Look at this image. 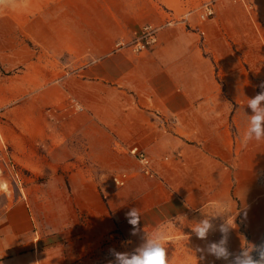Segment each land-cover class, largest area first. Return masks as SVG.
<instances>
[{
  "label": "crops",
  "instance_id": "0c3cea01",
  "mask_svg": "<svg viewBox=\"0 0 264 264\" xmlns=\"http://www.w3.org/2000/svg\"><path fill=\"white\" fill-rule=\"evenodd\" d=\"M78 8L63 12L67 24L53 19L59 24L51 37L34 28L44 49L93 59L59 94V105L72 112L45 132L51 141L42 144L53 159L68 150L78 161L106 166L128 153L139 164L131 149L143 150L155 177L143 174L139 164L148 189L133 186L131 204H125L139 209L140 228L142 220L184 219L193 211L227 205L233 197L242 207L256 202L264 211V140L247 145L241 140L246 115L252 114L247 99L261 91L264 81V0H219L216 15L201 24L204 35L195 30L197 10L182 21L192 10L180 16L166 12L167 18L150 0H109L105 12L98 9L90 17ZM88 19L96 23L86 25ZM145 25L160 29L157 45L141 54L116 48L118 41L136 38ZM34 29L27 27L28 34ZM78 139L82 152L74 142ZM71 165L73 194H93L98 187L89 169ZM55 176L46 186L51 198L68 193L62 175ZM143 195L155 201L142 205ZM2 198L0 264H52L59 250L44 246L50 236L67 235L66 229L39 227L43 218L24 195L11 207ZM69 206L63 202L60 211L68 212ZM119 217L127 222L125 214Z\"/></svg>",
  "mask_w": 264,
  "mask_h": 264
},
{
  "label": "rangeland",
  "instance_id": "374dc122",
  "mask_svg": "<svg viewBox=\"0 0 264 264\" xmlns=\"http://www.w3.org/2000/svg\"><path fill=\"white\" fill-rule=\"evenodd\" d=\"M108 1H0V166L6 170L5 181L13 183L11 195L9 198L3 197L2 201L11 207L24 201V195L34 202V208L38 211L36 216L43 218L39 227L48 229L47 226L52 225L66 229L67 235L50 236V244L44 246L55 245L59 250V255L50 258L52 264H109V261L114 260L109 253L110 249L131 253L142 242L144 232L150 233L158 227L166 232L165 247L170 264H226L200 250L205 249L206 244L221 238L218 230L210 232L207 240L198 239L192 232L194 223L206 215H218L210 218L217 228L226 221L231 225L228 248L232 253L264 244V211L256 202L242 207L237 197L230 199L227 205L215 206L208 211H193L184 219L152 224L142 220L139 235L132 236L131 226L125 221H118L117 217L125 214V208L130 207L128 204L132 201L133 186L140 185L145 191L148 189V180L140 174L138 162L125 153L118 160L101 166L95 162H85V159L78 161L68 150H61L57 154L58 158L53 159L50 150L42 144L44 141H51L45 135L46 130L58 126V121H64L67 114L72 112L70 107L59 105V94L67 89L65 82L93 59L89 56L76 59L73 53L56 54L44 49L36 41L35 29L51 37L58 22L67 24L63 15L66 9L80 6L78 9L84 11V16L90 17V13L98 9L105 12L103 9L107 8ZM205 2L206 0H150L158 13L167 18L169 15L166 12H175L180 16L188 10L201 9ZM218 3L219 0L216 4ZM71 13L74 14L73 11ZM138 15L143 16V13ZM53 19L58 22H53ZM84 22L86 25L96 23L90 19ZM27 27L35 28L30 35ZM65 30L62 27L61 33ZM73 39L75 40L74 37ZM75 43V47H85L82 43ZM74 142L82 152L79 139ZM59 160H62L61 165H57ZM72 163L89 169L98 187L93 194H73L75 182L71 181L68 170L74 169L75 165H71ZM13 171L19 173L15 180L11 175ZM58 172L62 175L61 183L68 193L51 198L46 195V186L51 180L54 181L53 176H58ZM121 173H127L133 178L123 190L117 188L112 181L115 175ZM38 185L41 189L37 190ZM148 199L143 195L141 204ZM154 201L151 198L146 204ZM63 202L70 205L66 213L60 211ZM126 203L128 204L125 206ZM40 238L42 239L41 234ZM251 255L255 259L259 258L255 250L251 251Z\"/></svg>",
  "mask_w": 264,
  "mask_h": 264
},
{
  "label": "clouds",
  "instance_id": "9594fccd",
  "mask_svg": "<svg viewBox=\"0 0 264 264\" xmlns=\"http://www.w3.org/2000/svg\"><path fill=\"white\" fill-rule=\"evenodd\" d=\"M261 91L253 98L247 99V106L251 109V115L248 116L247 127L241 138L242 143L247 145L253 140L259 142L264 140V81L259 85ZM205 216L199 222L194 223L192 232L200 240H207L210 232L218 230L221 233V238L218 241L206 244L205 249L210 256L217 260H223L226 264H264V244L253 249L245 248L239 253H232L228 248L230 224L226 223L219 225L217 228L211 221V217ZM125 218L131 226L130 235L137 236L140 233L141 215L138 208L133 207L125 213ZM142 242L131 253L118 252L115 249H110L109 253L114 257V260L109 261V264H170L169 256L167 255L166 232L162 228H156L150 233L144 232ZM255 250L259 254V258L255 259L251 255V251Z\"/></svg>",
  "mask_w": 264,
  "mask_h": 264
},
{
  "label": "built area",
  "instance_id": "2783aa9c",
  "mask_svg": "<svg viewBox=\"0 0 264 264\" xmlns=\"http://www.w3.org/2000/svg\"><path fill=\"white\" fill-rule=\"evenodd\" d=\"M216 2L217 0H206L202 5L201 9L197 10L199 16V23L196 26L195 30L200 32L202 35L205 34V31L202 29L201 24L210 20L216 15ZM193 11H190L186 14L185 18L182 21H186L192 16ZM179 22V21H177ZM159 28L154 25H145L141 32L131 41L120 40L116 44V48L119 50L122 49H131L136 54H141L147 52L151 47L159 43ZM79 110H83V107L77 106ZM131 154L137 158L141 166V172L147 177L154 178L155 173L152 170V164L150 158L146 153L135 147L131 149ZM10 171V170H9ZM5 168L0 166V198L3 196L9 197L13 191L12 182L5 181ZM12 178L15 180V177H19L18 172H11ZM130 175L127 173L115 175L112 179L113 183L118 187H125L130 181ZM6 186H8L6 188Z\"/></svg>",
  "mask_w": 264,
  "mask_h": 264
},
{
  "label": "bare ground",
  "instance_id": "6f19581e",
  "mask_svg": "<svg viewBox=\"0 0 264 264\" xmlns=\"http://www.w3.org/2000/svg\"><path fill=\"white\" fill-rule=\"evenodd\" d=\"M1 1V0H0ZM8 186H6V188H7Z\"/></svg>",
  "mask_w": 264,
  "mask_h": 264
}]
</instances>
